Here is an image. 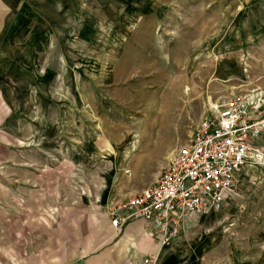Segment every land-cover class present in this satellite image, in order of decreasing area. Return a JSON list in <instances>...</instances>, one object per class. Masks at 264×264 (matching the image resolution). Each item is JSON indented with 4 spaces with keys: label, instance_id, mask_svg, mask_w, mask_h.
Instances as JSON below:
<instances>
[{
    "label": "rangeland",
    "instance_id": "rangeland-1",
    "mask_svg": "<svg viewBox=\"0 0 264 264\" xmlns=\"http://www.w3.org/2000/svg\"><path fill=\"white\" fill-rule=\"evenodd\" d=\"M0 6L10 66L35 62L50 71L15 77L28 85L21 93L22 101L32 100L25 112L42 116L52 149L25 156L4 150L0 161L69 164L62 202L52 194L45 202L23 196L3 204L0 264H87L117 241L102 207L152 184L192 141L210 105L256 89L264 98V0H0ZM75 163L83 166L78 191ZM240 184V197L212 216L220 226L207 231L208 215L194 224L180 247L184 258L192 252V262L181 264H264V167L246 169Z\"/></svg>",
    "mask_w": 264,
    "mask_h": 264
},
{
    "label": "built area",
    "instance_id": "built-area-1",
    "mask_svg": "<svg viewBox=\"0 0 264 264\" xmlns=\"http://www.w3.org/2000/svg\"><path fill=\"white\" fill-rule=\"evenodd\" d=\"M258 89L238 93L216 105L194 129L156 181L140 193L106 208L115 230L132 220L147 223L161 246L187 239L189 227L210 212H221L241 195L240 176L264 167V109ZM149 255L144 264H156Z\"/></svg>",
    "mask_w": 264,
    "mask_h": 264
},
{
    "label": "crops",
    "instance_id": "crops-1",
    "mask_svg": "<svg viewBox=\"0 0 264 264\" xmlns=\"http://www.w3.org/2000/svg\"><path fill=\"white\" fill-rule=\"evenodd\" d=\"M1 32L0 29V154H4V150H6L9 154L17 156L49 155L52 153V149L46 146L45 131L47 130L46 126L42 128L43 124L40 122L42 116H34L33 118L27 115L25 109L32 100L23 99L22 101L21 93L23 96L24 91L28 92L27 87H24L28 85L22 84L15 77L22 73L35 77L39 73H46L48 69H37L35 62L32 68L29 65L25 69L10 66L12 60L7 57V46L3 45L4 34ZM5 59L6 65L9 66L7 68L3 67V60ZM13 63L14 61L12 65ZM229 68L232 69V67ZM18 69L19 72H17ZM49 72L47 71V73ZM29 123H33V128L35 126L34 131L31 129L32 125L29 127ZM37 123L40 124L37 126ZM49 139L53 142L51 136ZM27 140L30 142L28 143ZM68 166L69 164L66 162H49L44 158L28 162L20 160L17 162L0 161V203L2 204L0 209H4L3 204L14 200L18 202L23 196L28 197V202L41 201V197L45 202L48 201L47 197L53 194L58 197L57 202H62L65 200L62 194H65L64 184L68 180ZM70 167L71 175L75 180V191H78V184L82 183L83 180V166L75 163L71 164ZM107 207L102 208L106 210ZM212 216L206 217V220L210 217L208 221L205 220L209 226L205 227L207 231L214 230L216 226L221 224L219 221L213 224L212 220L215 217ZM108 225L114 231V238H117V241H112L99 248L97 253L86 260L87 264H144V260L149 255L157 254L156 264H181L184 259L187 262H192L191 251L185 253V258L181 255L180 247H185L184 243L187 240L185 238L173 245L161 246L159 242L150 237L148 225L143 220H132L120 230H115L108 218ZM192 227H189L188 235L191 234Z\"/></svg>",
    "mask_w": 264,
    "mask_h": 264
},
{
    "label": "bare ground",
    "instance_id": "bare-ground-1",
    "mask_svg": "<svg viewBox=\"0 0 264 264\" xmlns=\"http://www.w3.org/2000/svg\"><path fill=\"white\" fill-rule=\"evenodd\" d=\"M261 107H262V109H264V98L262 99V101H261ZM211 215H214V212H210L209 214H208V216H211ZM207 216V217H208ZM157 259H158V254H157ZM157 262V261H156Z\"/></svg>",
    "mask_w": 264,
    "mask_h": 264
}]
</instances>
